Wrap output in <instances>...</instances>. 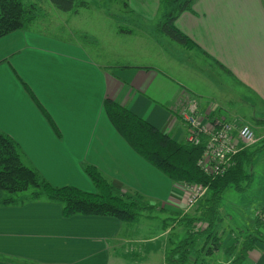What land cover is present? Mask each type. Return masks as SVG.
<instances>
[{
    "label": "crops",
    "instance_id": "0c3cea01",
    "mask_svg": "<svg viewBox=\"0 0 264 264\" xmlns=\"http://www.w3.org/2000/svg\"><path fill=\"white\" fill-rule=\"evenodd\" d=\"M124 4L131 15L150 8L154 16L161 15L160 0ZM48 23L33 25L48 30ZM175 26L264 104V0H196L177 17ZM61 29L53 31L64 32ZM80 39L49 35L31 25L0 39V132L19 146L23 164L53 187L94 193L82 171V165H90L119 194L141 195L153 212L177 218L195 215L199 204L193 211L186 209L180 184L136 155L103 113V102L113 101L175 142L185 143L182 107L200 98L175 76L186 73L188 58L176 56L174 66L163 60L160 69L127 63L133 58L105 63L97 38L90 40L92 50L85 36ZM199 106L202 110L205 102ZM61 209L46 201L0 206V264H163L165 252L178 237L165 220L156 219L160 230L149 226L150 218H158L150 214L124 223L109 217L66 219ZM261 233L264 237V228ZM231 241L227 237L224 247ZM213 258L210 264L231 261L222 250ZM241 264H264V245L248 252Z\"/></svg>",
    "mask_w": 264,
    "mask_h": 264
},
{
    "label": "trees",
    "instance_id": "16d2710c",
    "mask_svg": "<svg viewBox=\"0 0 264 264\" xmlns=\"http://www.w3.org/2000/svg\"><path fill=\"white\" fill-rule=\"evenodd\" d=\"M46 1L56 11L73 15L86 8L81 0ZM195 1L160 0L162 12L155 25V33L168 38L184 50L199 51L198 46L175 26L177 17L189 11ZM42 15L43 10L37 3L0 0V39L26 29ZM218 66L229 74L222 66ZM30 97L55 130L49 116L31 93ZM103 113L127 146L172 183L207 187V196L201 199L195 215L180 218L185 228V237L170 244L163 264H204V257L198 256L199 253L211 257L221 250L227 259H231L230 264H241L248 252L255 250L258 244L264 245L261 233L264 228V203L252 214V230L237 231L235 236L233 232L227 234L222 230L223 219L220 215V205L226 190L232 188L236 194L248 190L252 175L247 173V169L254 164L256 155L264 149V141L256 142L234 155L228 162L224 175L212 178L203 174L197 166L202 146L175 142L171 136L159 132L126 107L107 99L103 102ZM21 156L19 146L0 132V206L46 201L59 204L62 216L66 219L80 215L109 217L124 223H133L144 213L149 215L154 211V207L139 194H119L93 166L82 165L83 173L95 190L94 193H88L75 187H53L37 171L23 164ZM226 235L234 236L227 248L224 247V240L222 241V237Z\"/></svg>",
    "mask_w": 264,
    "mask_h": 264
},
{
    "label": "rangeland",
    "instance_id": "374dc122",
    "mask_svg": "<svg viewBox=\"0 0 264 264\" xmlns=\"http://www.w3.org/2000/svg\"><path fill=\"white\" fill-rule=\"evenodd\" d=\"M27 1L39 4L43 12H47L46 16L37 17L30 24L32 29L61 38L69 37L70 34L80 41L82 40L80 36H85L89 40L88 47L90 50L94 48L90 44L92 42L90 40L97 38L100 44L95 39L96 46L102 51V60L105 63H113L116 58L117 61L123 63L124 59L133 58V61L127 63L160 69L163 60L169 59L174 66L177 62L175 57L184 54L188 58V66L184 67L186 73H175V76L182 78L186 85L200 97L196 103L203 104L205 102V107L208 106L206 110L211 106L214 107L212 116H225L226 119L237 118L238 121L255 130L254 132L257 131L259 142L264 139V104L250 91L234 81L231 73L222 64L202 50H183L168 38L156 35L154 28L159 16H154L151 8L131 15L128 9L123 6L125 0H81L86 8L81 9L79 15L75 16L72 13L47 9L46 5H51L46 0H40V2L22 0L25 4ZM159 7L162 12L161 3ZM40 21H43L44 24L49 22L48 30L33 25L34 23L40 24ZM54 27H60L64 32L55 33ZM125 30L130 32H125ZM68 31L71 32L68 33ZM218 65L222 66L230 75L226 74ZM183 124L185 125L184 121ZM247 173L252 175V182L248 190L236 194L232 188H229L223 194L220 205V215L223 219L222 230L226 231L227 234L233 232L234 236L237 231L252 230L250 224L252 214L264 203V149L256 155L255 162L247 169ZM206 196L207 187H205L201 199ZM201 199L195 204H200ZM193 207L190 210L193 211ZM150 215L158 217L150 218V222L147 223L155 230H160L158 226L163 220L169 227H174L171 231L174 232V236L178 237H175L173 242L180 241L185 237V233H183L185 228L180 222V218L169 213L164 214L162 211L151 212ZM156 219H160V221ZM220 230L218 231L219 234H221ZM226 236L222 237V241H225L227 237L230 240L234 238L232 235ZM231 243L232 241L228 243V246ZM198 256L204 257L202 259L204 264H210L214 261L213 255L205 257L199 253ZM190 260L193 261L192 258Z\"/></svg>",
    "mask_w": 264,
    "mask_h": 264
},
{
    "label": "built area",
    "instance_id": "2783aa9c",
    "mask_svg": "<svg viewBox=\"0 0 264 264\" xmlns=\"http://www.w3.org/2000/svg\"><path fill=\"white\" fill-rule=\"evenodd\" d=\"M206 108L201 110L196 101H187L181 116L188 132L186 142L202 146L198 168L206 176L214 178L224 175L231 158L244 148L254 145L257 138L250 126L236 118L212 116L214 107ZM180 187L186 193V209L196 205L205 191V187L196 184H180Z\"/></svg>",
    "mask_w": 264,
    "mask_h": 264
}]
</instances>
